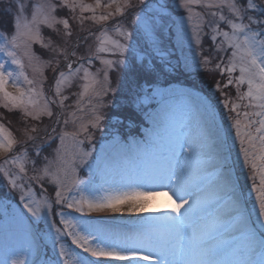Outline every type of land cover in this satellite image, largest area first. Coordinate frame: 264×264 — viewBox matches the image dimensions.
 Masks as SVG:
<instances>
[{
	"label": "snow or ice",
	"instance_id": "obj_1",
	"mask_svg": "<svg viewBox=\"0 0 264 264\" xmlns=\"http://www.w3.org/2000/svg\"><path fill=\"white\" fill-rule=\"evenodd\" d=\"M58 9L69 15L59 16ZM4 11L12 17V32L0 31V106L18 110L25 127L18 140L0 123V154H6L0 161V213L22 226L27 243L0 264H264V0H9ZM70 19L80 29L85 21L100 27L73 43ZM109 20L114 23L107 25ZM44 28L57 39L50 35L45 41ZM89 38L94 48L81 51ZM34 44L50 58L41 60ZM96 61L101 67L93 71ZM45 69L54 74L47 93ZM200 71L226 75L223 87L234 86L237 100L246 101H223L234 117L218 120L207 98L192 87L171 85ZM111 73L121 75L126 93L113 86ZM74 85L76 99L66 105L65 91ZM216 90L224 95L219 81ZM156 98L163 106L149 111ZM177 99L186 102L181 119L171 103ZM129 104L139 125L120 112ZM42 117L52 121L43 135L28 123ZM69 123L72 132L64 131ZM125 125L129 135L122 141ZM97 131L112 137L99 150ZM54 140L49 159L42 145L51 147ZM85 140L87 150L80 147ZM116 155L124 167H114ZM205 181L214 200L194 194L205 190ZM45 182L54 186V198ZM169 193L175 200L166 214L146 217L132 235L81 219L105 211L158 212L152 202ZM221 200L227 211H213Z\"/></svg>",
	"mask_w": 264,
	"mask_h": 264
},
{
	"label": "rangeland",
	"instance_id": "obj_2",
	"mask_svg": "<svg viewBox=\"0 0 264 264\" xmlns=\"http://www.w3.org/2000/svg\"><path fill=\"white\" fill-rule=\"evenodd\" d=\"M32 2H37V0H28L29 4ZM84 2L87 4H94L95 0H84ZM105 2H106V0H105ZM8 4H9V0H0V31H3L5 33H11L12 32V17L7 15L4 11L5 8L8 7ZM194 10L204 11L203 9H200V8H196ZM100 11H101V9H97L98 13ZM225 12H226V10H225ZM182 13H183V10L180 9V10H178V12L176 14L179 15ZM58 15L59 16H68L69 15L68 10L67 9H58ZM85 15H90V13H85ZM121 19H124V18H122V17H115L114 18V20H121ZM128 19H130V17ZM114 20H109L106 22V24L111 25L114 23ZM8 23H10V25ZM70 23L73 24V37H72L73 43L75 42V38L77 36L83 37V36L87 35L89 30L95 32L96 29L98 27H100L98 25H93L91 23V21H85V25H84L83 29H80L79 25L75 24V22L71 21V19H70ZM58 27H60V26H58ZM42 33L45 37V41H47V38L50 35L54 39H57L55 37V34L51 33L50 30H48L46 28L42 29ZM211 43L212 42L208 39V37L205 36L204 37V44H203L204 48L209 49L211 47ZM89 46L94 48V46H95L94 39L89 38L87 44L82 43L80 50L87 52ZM33 50L37 53L38 56H40L41 60H48L50 58V53L46 49L42 48L39 44H34ZM207 54L208 53L205 52V55H207ZM0 59H3V57L0 56ZM213 63H215V61H213ZM99 67H101V65L99 64V61H96L92 70L95 71L96 68H99ZM26 71H28V74L31 78V76H32L31 71L27 70V69H26ZM201 72L202 71H200L198 73H201ZM44 74L46 77H48V80L45 82V85H44L45 91L47 93L50 85L53 83L52 77L54 74L52 73L51 69H45ZM110 75L112 77L113 86L123 88L124 92L126 93L127 89L124 87V84L122 83L121 75L117 74V73H111ZM171 85L173 87H177V88L192 87V86H184V85H179V84H174V83ZM161 86L162 87H168L169 85L162 84ZM192 88L200 96L207 98L211 102V104L213 105V107L217 113V119L218 120H222V118L230 115V114H226L227 110L223 108V101L226 99L224 97L225 94L222 95L224 97L223 99L216 101L213 98V96H214L213 94H211V95L203 94L201 92H198V90L195 89L194 87H192ZM11 90L12 89L9 88V91H11ZM77 91H79V89L75 85L71 89H66L65 94L69 96V99L67 101H65L66 105L73 104L76 97L74 95H72L71 93L77 92ZM213 91L214 92L217 91L216 87L213 89ZM119 98H120V93H118L117 100H119ZM235 102L241 103V104L246 103V102L238 101L237 99L235 100ZM163 103L164 102H162L159 98H156V99L152 100L150 102V104L147 105L146 107L149 111H151V110L159 111L161 109V107L163 106ZM171 103L175 105V116H176V118L177 119L183 118L184 112H185L186 102L183 100L177 99V100L171 101ZM124 107L135 109L134 106H132L130 104L126 105ZM0 109L3 110V112H5V113H9V116H7V118L5 119L6 121H3L4 115L3 116L0 115V123L4 124L5 127L9 131H11L13 133V135L18 140L22 139L23 138L22 137V130L25 127V123H24L25 118L22 117L21 113L18 110L7 111L2 106H0ZM54 110L58 111V109H54ZM244 110H246V109H243V107H241L240 111H244ZM107 111H113V110H107ZM10 115H12V116H10ZM233 116H235V113H233ZM256 119H258V118H256ZM12 120L15 124L12 123V125H8L12 122ZM6 123H8V124H6ZM28 123L29 124H36L37 127L39 129H41L40 134L43 135V129L46 127H50L52 124V121L49 120L48 117H42V120L39 122L31 121L29 119ZM73 130H74L73 125L71 123H69L64 128V131H67V132H72ZM57 131L58 132L60 131L59 126L57 127ZM191 134L194 138L198 136V129H197V125H196V115H195L194 110H193V116H192ZM81 138H83V137H81ZM111 139H112V137L108 136L106 133H101V132L97 131L95 133V140H94V143L97 146V150H99L101 145L108 144ZM120 139H121V135H120ZM57 144H58V141H56V140H54L52 142L51 147H48L46 144H43L42 147L44 148V151H43L42 155L48 156L49 159H53L54 158V151L53 150L57 147ZM19 146L20 145H17V147H19ZM66 146L68 148L69 154H71L73 151H75V148H74L70 138L66 141ZM80 147L87 150L89 145H88L87 141L85 140V143L83 145H81ZM31 148H32V146L30 144L29 145L30 155L32 154ZM238 149H239V145L237 143L236 148L233 149L232 161L236 160V152H238ZM4 155H6V154H0V161H2ZM113 165L117 169L124 167L125 161H124L123 157L119 156V155L114 156ZM28 167H29V170H31V165H28ZM233 167L235 169L236 175L241 179L242 182H244V179H243L244 173L241 172L235 164H233ZM78 172H79V175L81 178H83L85 180L87 179V175L82 170L78 169ZM206 172L209 175V177H210L211 173L214 172V168L211 164L208 165ZM45 186L48 188V194L52 198H54V192H53L54 186L47 184V182H45ZM37 192L39 193V189H37ZM194 194L199 195L203 198H208V199H213V200L215 199V197L213 195V189L209 188L207 186V181H205V190L200 191V192H196ZM2 195H3V193L0 192V196H2ZM169 196H171V193H169L168 196H158L152 202L153 206L159 207L160 210L158 212L149 211L146 213L137 214V213H128L127 211H124L123 213L105 211V212H100V213H92L90 216L81 217V219L103 221L106 224V226L110 227L112 230H114L117 233H124V234L132 235V234H135L142 227L141 222L144 221L146 217L155 216V215H165L166 214L165 210L170 208L172 206L173 200H175V197H173L172 200H170ZM212 210L213 211H219L221 213L226 212L227 206H226L225 201L221 200L218 206H213ZM72 215L78 216L79 214L78 213H72ZM224 218L227 219L226 216ZM234 235L239 236V233H234ZM26 243L27 242H26V239H25L24 234H23L22 226L15 219H13L11 216L5 217L2 213H0V259H4L6 257V255L10 252L18 251V250L25 248ZM68 244L70 245L71 242L68 241ZM71 247L73 248V250L79 252V249H75L74 246H71Z\"/></svg>",
	"mask_w": 264,
	"mask_h": 264
},
{
	"label": "trees",
	"instance_id": "obj_3",
	"mask_svg": "<svg viewBox=\"0 0 264 264\" xmlns=\"http://www.w3.org/2000/svg\"><path fill=\"white\" fill-rule=\"evenodd\" d=\"M8 24L10 25V23H8ZM236 75H239L238 71L234 74V76H236ZM226 79H227V76L225 75L222 77L219 72H204V71H202L201 73H195L189 77L179 76L176 79L172 80L171 84L174 83V84H179V85H184V86H192L195 89H197L198 92H201L203 94H207V95L213 94L214 95L213 98L216 101L221 100L225 97V98H228L230 101L235 102V100L237 99L236 98V88L234 86H229L227 88H224L223 85L226 82ZM217 81L220 82L221 89H222L223 93L225 94L224 97L222 96L221 91H215V92L213 91V89L216 87ZM246 88L247 87L245 85L242 86L241 91H246ZM246 110L247 111H253V109H246ZM120 112L123 116H132L134 121L137 123V125H139V120H138V117L136 115L135 109L123 107L120 109ZM226 114H230L231 116H233V113H230L228 111ZM0 115L1 116L4 115L3 121H6L5 119L7 118V116H9V113H5V112H3V110L0 109ZM12 115H10V116H12ZM12 123L15 124L13 122V120L10 124H8V123H6V124L12 125ZM126 124H127V121H126ZM140 127H142V126H140ZM128 135H129V132H128L126 125H125V129L122 130L121 140L126 141L128 139ZM131 135H133V136L138 135V128L137 127H133L131 129Z\"/></svg>",
	"mask_w": 264,
	"mask_h": 264
}]
</instances>
